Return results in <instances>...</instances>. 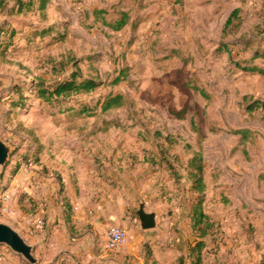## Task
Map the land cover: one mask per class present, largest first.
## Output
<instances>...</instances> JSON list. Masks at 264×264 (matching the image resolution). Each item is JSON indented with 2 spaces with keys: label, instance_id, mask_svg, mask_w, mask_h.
<instances>
[{
  "label": "rangeland",
  "instance_id": "1",
  "mask_svg": "<svg viewBox=\"0 0 264 264\" xmlns=\"http://www.w3.org/2000/svg\"><path fill=\"white\" fill-rule=\"evenodd\" d=\"M22 1L31 4L21 12L18 0L0 7V138L11 147L0 221L34 246L37 236L48 243L34 249L42 264L54 238L49 215L70 221L71 197L126 205L131 232L145 202L158 225L162 212L171 221L125 264H193L200 240L203 264H264V110L247 108L264 100V0H49L43 10ZM76 70L99 86L39 96L40 84ZM117 94L121 105L103 110ZM197 154L202 194L189 165ZM6 189L13 212L2 209ZM198 201L211 223L205 237L192 221ZM37 214L40 231L27 223ZM169 235L182 249L168 262ZM128 242L129 233L121 248ZM0 264L32 263L0 244Z\"/></svg>",
  "mask_w": 264,
  "mask_h": 264
},
{
  "label": "crops",
  "instance_id": "2",
  "mask_svg": "<svg viewBox=\"0 0 264 264\" xmlns=\"http://www.w3.org/2000/svg\"><path fill=\"white\" fill-rule=\"evenodd\" d=\"M71 202L74 204V211L70 213L72 217L70 221L67 217L61 215L59 211L51 212V215H49L50 229L53 230L52 237L54 238L51 240V247L48 248V259L42 261V264H73L74 262L77 264H125L128 262L126 261L128 254L136 251V249H142V244L145 241L149 239L158 242V239L164 236L162 228L168 227L167 225L171 221L166 219L164 212H162L163 222L158 225L160 223L158 211L147 206V211L157 213L156 229H143L138 218L139 223L136 224L134 232L126 229L129 233V242L119 251H110L107 246V231L114 225L124 229L127 228L125 217L126 212L129 211L128 207L121 205L111 209L107 207L108 205L105 206L106 202L104 200L94 203L90 197L85 202L77 196L75 198L71 197ZM78 204L82 205L80 209L77 208ZM17 208L19 209V206ZM18 212H20V209ZM18 215L21 217L22 214L19 213ZM77 230L81 232L73 235L74 231ZM167 239L169 240V248H167L166 255L161 257L162 260L173 255L175 257L176 251L182 249L178 237L169 235ZM31 242L35 244L36 254L47 251L46 245L48 243H45L42 237H33ZM171 247H174V249L172 250Z\"/></svg>",
  "mask_w": 264,
  "mask_h": 264
},
{
  "label": "trees",
  "instance_id": "3",
  "mask_svg": "<svg viewBox=\"0 0 264 264\" xmlns=\"http://www.w3.org/2000/svg\"><path fill=\"white\" fill-rule=\"evenodd\" d=\"M49 0H39V8L41 10L45 9ZM18 11L23 10L24 5H29L31 3H23L22 0H18ZM4 5V0H0V7ZM227 22H231L230 18ZM117 24V25H116ZM114 29H120L126 24L125 17H122L118 23H116ZM259 56V55H257ZM259 70V69H258ZM81 74L79 70L74 71L70 78L58 82L56 85L49 87L42 84L39 85L38 94L41 98L46 101H50L55 97L66 96L71 93L79 92H90L96 89L99 86V82L94 78H80ZM122 95H114L106 98L102 104L103 110H109L110 108L120 106L122 103ZM248 110L253 111L256 109L264 110V100L256 99L248 105ZM189 165L193 167L192 169L196 173H192L194 179L193 189L202 194L205 190L206 184L202 176L203 164L202 158L200 155H194L189 159ZM202 202V201H201ZM198 201L197 207L192 214L193 226L200 229V236L205 237L207 235V230L211 225L209 221V216L204 212L202 204ZM205 247V241L200 240L196 242L191 248L190 253L193 255L192 263L193 264H203L202 251ZM182 261V260H181Z\"/></svg>",
  "mask_w": 264,
  "mask_h": 264
},
{
  "label": "water",
  "instance_id": "4",
  "mask_svg": "<svg viewBox=\"0 0 264 264\" xmlns=\"http://www.w3.org/2000/svg\"><path fill=\"white\" fill-rule=\"evenodd\" d=\"M4 86V79L0 77V88ZM11 147L0 138V182L1 168L6 164ZM140 225L143 229L154 228L157 224L155 211H147L145 202H141L137 210ZM0 244L10 247L15 253L22 255L32 264H40L34 254L35 246L30 244L10 224L0 221Z\"/></svg>",
  "mask_w": 264,
  "mask_h": 264
},
{
  "label": "built area",
  "instance_id": "5",
  "mask_svg": "<svg viewBox=\"0 0 264 264\" xmlns=\"http://www.w3.org/2000/svg\"><path fill=\"white\" fill-rule=\"evenodd\" d=\"M11 191L6 189L1 194V202L3 204L2 209L6 212H13L11 207ZM28 226L30 229L35 231H40L44 228L46 224L45 217L43 215L37 214L28 220ZM109 249L117 250L120 249L128 240L127 231L120 226H111L107 231Z\"/></svg>",
  "mask_w": 264,
  "mask_h": 264
}]
</instances>
